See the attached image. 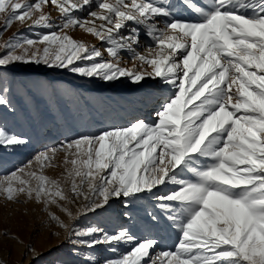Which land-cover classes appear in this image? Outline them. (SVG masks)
Wrapping results in <instances>:
<instances>
[{
  "label": "snow or ice",
  "instance_id": "6c2138e0",
  "mask_svg": "<svg viewBox=\"0 0 264 264\" xmlns=\"http://www.w3.org/2000/svg\"><path fill=\"white\" fill-rule=\"evenodd\" d=\"M0 23L2 109L16 111L7 82L42 68L104 82L151 79L162 93L155 122L137 117L45 149L0 180V197L60 208L71 222L50 219L69 253H100L82 264H264V0H0ZM17 23L42 31L5 40ZM76 29L104 50L69 34ZM29 145L0 124V149ZM61 152L65 173L50 178L44 170L59 166ZM117 202L125 220L156 235L76 226ZM162 231L177 234L175 251L155 252Z\"/></svg>",
  "mask_w": 264,
  "mask_h": 264
},
{
  "label": "rangeland",
  "instance_id": "374dc122",
  "mask_svg": "<svg viewBox=\"0 0 264 264\" xmlns=\"http://www.w3.org/2000/svg\"><path fill=\"white\" fill-rule=\"evenodd\" d=\"M49 10L53 19L57 20L59 13L54 9ZM2 28L0 23V29ZM37 31L42 30L30 31L27 26L22 28L17 23L5 33L4 39L18 32L34 38ZM69 34L102 51L105 48L101 41L80 29L70 31ZM147 43L150 41H145ZM122 56V66L131 67L129 54L122 53ZM6 86L11 90L16 111L12 113L0 108V124L18 135L27 136L30 145L15 153L0 149V180L27 165L37 153L57 147L63 141L128 127L137 117L155 122V110L159 107L162 96L155 80L146 79L140 85L127 78L104 82L98 78L80 77L66 69L21 71ZM169 94L165 89L163 95ZM63 161L64 153L61 152L54 162L59 166L46 168L44 174L53 179H62L65 173ZM32 167L39 169L35 162ZM24 199L25 197H20L21 201ZM123 211L121 204L113 203L108 212L81 219L76 226L99 224L113 230L124 224L140 236L156 235L146 232L136 222L125 220ZM50 214H55L65 223L71 222L67 214L55 205L47 208L43 203L35 201L11 203L0 197V260L4 264H64L65 261L69 264H82L80 257L100 254L82 250L79 257L71 255L66 233L50 219ZM5 230L11 235H4ZM12 236L19 239H13ZM157 238L160 244L155 249L156 253L175 251L178 236L174 231H162ZM29 246L35 248V253L29 250ZM125 250H131V245L121 249L122 252ZM101 252L106 256L113 255L102 248Z\"/></svg>",
  "mask_w": 264,
  "mask_h": 264
},
{
  "label": "bare ground",
  "instance_id": "6f19581e",
  "mask_svg": "<svg viewBox=\"0 0 264 264\" xmlns=\"http://www.w3.org/2000/svg\"><path fill=\"white\" fill-rule=\"evenodd\" d=\"M149 93H150V92H149ZM150 94H151V93H150ZM150 94H149V97H151ZM154 109H155V108H154Z\"/></svg>",
  "mask_w": 264,
  "mask_h": 264
}]
</instances>
